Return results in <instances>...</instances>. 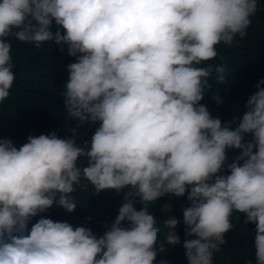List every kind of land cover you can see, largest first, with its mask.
Returning <instances> with one entry per match:
<instances>
[{
	"label": "clouds",
	"instance_id": "obj_1",
	"mask_svg": "<svg viewBox=\"0 0 264 264\" xmlns=\"http://www.w3.org/2000/svg\"><path fill=\"white\" fill-rule=\"evenodd\" d=\"M257 7L258 0H0V103L15 81L8 38L36 48L52 42L74 58L62 96L66 120L78 122L71 137L29 136L20 147L0 139V264H154L162 228L174 248L181 224L188 264H213L240 213L255 225V264H264V79L231 121L201 103L210 77L223 84L226 72L205 62L217 57L216 45L247 34ZM210 97L223 104L220 93ZM85 124L98 127L81 146ZM228 150L239 152L231 162ZM87 185L96 194L124 192L103 235L41 215L54 205L74 212L72 194ZM185 196L182 219L169 215L158 226L149 206Z\"/></svg>",
	"mask_w": 264,
	"mask_h": 264
},
{
	"label": "trees",
	"instance_id": "obj_2",
	"mask_svg": "<svg viewBox=\"0 0 264 264\" xmlns=\"http://www.w3.org/2000/svg\"><path fill=\"white\" fill-rule=\"evenodd\" d=\"M8 39L12 45L15 81L9 97L0 103V139H10L20 147L29 136L56 132L60 138L71 137L63 126L69 130L75 128L78 122L66 120L62 93L68 79L67 65L74 62V58L68 56L66 48L62 53L61 46L52 42L36 48L31 43L11 37ZM215 47L217 57L205 63L223 65L226 69L225 82L218 84L213 74L209 80L211 91L205 94L201 103L207 106L213 117L228 122L233 116L244 114L249 96L257 91L256 84L264 79V0H258L256 14L251 17V25L244 37L237 35L231 45L221 42ZM217 92L223 99L221 105L214 103L210 97ZM96 127L98 125H81L77 144L82 146L84 141H90ZM227 155L231 162L239 152L228 150ZM72 195L77 203L74 212L68 213L54 205L41 215L54 221H66L74 227H89L100 236L118 215L124 192L102 191L96 194L92 186L87 185L78 187ZM135 206L139 210L142 204L137 201ZM185 206H188L186 196L162 197L149 206V211L157 218L158 226H162L163 219L169 215L182 219V207ZM39 218H33L31 223ZM244 221L242 213L232 217L234 228L225 235V243L220 250L214 253L213 264H255V225ZM166 231L162 228L159 235L164 251L157 256L154 264H161V261L166 264H188L182 247L185 239L183 224L176 229L181 236V245L174 248L164 243Z\"/></svg>",
	"mask_w": 264,
	"mask_h": 264
},
{
	"label": "rangeland",
	"instance_id": "obj_3",
	"mask_svg": "<svg viewBox=\"0 0 264 264\" xmlns=\"http://www.w3.org/2000/svg\"><path fill=\"white\" fill-rule=\"evenodd\" d=\"M63 127L67 130V133H68L69 135H72V133L68 130V128L65 127V125H64Z\"/></svg>",
	"mask_w": 264,
	"mask_h": 264
}]
</instances>
